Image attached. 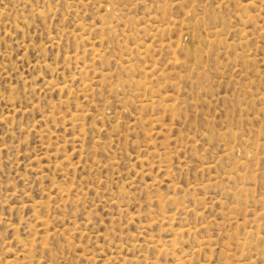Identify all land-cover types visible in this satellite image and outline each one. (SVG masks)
I'll return each mask as SVG.
<instances>
[{
  "label": "rangeland",
  "instance_id": "obj_1",
  "mask_svg": "<svg viewBox=\"0 0 264 264\" xmlns=\"http://www.w3.org/2000/svg\"><path fill=\"white\" fill-rule=\"evenodd\" d=\"M0 264H264V0H0Z\"/></svg>",
  "mask_w": 264,
  "mask_h": 264
}]
</instances>
